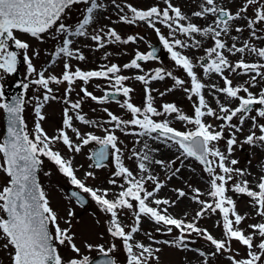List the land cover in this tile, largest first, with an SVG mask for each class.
<instances>
[{"label": "rangeland", "instance_id": "1", "mask_svg": "<svg viewBox=\"0 0 264 264\" xmlns=\"http://www.w3.org/2000/svg\"><path fill=\"white\" fill-rule=\"evenodd\" d=\"M97 3L103 4L95 11L92 22L86 26L85 31L87 34L85 36L66 37L64 33L58 32L57 29L60 24H64L70 31H75L78 24L86 15V7L90 6V3L87 5L85 3L71 5L62 14L61 19L57 21L56 25L49 29L48 32L41 34L40 39L33 38L29 34L15 33L19 39L29 44L30 47L26 50V54L30 57L36 71L31 74L28 73L27 63L23 59L25 50L16 49L10 43L9 50L15 51L18 54L16 71L11 74L0 71V90L3 92L12 90L14 83L17 81V75L21 77L22 85H29L27 89H24L23 118L25 132L29 134L30 138H34L35 136V124L38 120L35 108L38 103L43 104L41 111L44 119L39 122L48 137L58 136L59 132L63 130L67 133L74 145L81 143L71 128H65L63 124L66 108H68V115L72 117V127L81 131V136L91 133L103 137L106 135V128L112 130L118 138V147L121 149V161L133 173V177L140 179L143 176L144 189L154 192V197L156 195L158 199H167L170 202H174L170 203V205L157 206L151 203L153 197H150L146 201L150 206L159 207L160 209L167 208V214L174 218L182 219L186 223L194 222L197 227L206 229L214 238L224 239L223 220L219 211L216 213L208 212L200 218L196 217V213L200 210L201 206L191 198L194 195L193 189L200 190L202 193L200 196L201 200L211 201V198L207 195L210 177L203 170L204 166L194 158L181 156L178 145H175L172 141L165 142L163 138L153 139L152 137H155L156 133H152L151 137L148 135H138L142 130L132 125H121V128L125 129L121 131L120 128L115 127L114 122H111L108 115L111 112L121 120H131L133 118L132 114L126 107H122V104L127 101L143 109L146 107L147 96L150 94L152 96V105L159 112H163L162 106L164 104H174L179 110V114L194 118V105L198 104V97L192 95L190 92L191 78L181 66L175 63L171 58V53L166 48H164L166 56L163 60L138 61L141 65L140 69L124 68V65L129 64L136 57L137 53L145 54L151 44H157L161 41V35L172 44H174L176 39H179L186 45L184 47L174 46L173 50L180 52L181 55L187 56L192 61L194 65L193 71L196 73L197 79L205 85L202 89L205 101L208 105H213V110L217 114L223 115L219 111L220 105L229 108L237 107L239 105L237 99H230L223 93L216 92L212 88L213 85L216 88H223L225 86L223 78L216 73H204L202 65L210 63L206 50L214 46L212 35L204 36L200 33H193L189 36L182 34L178 30H174L175 24L170 29L165 23L159 22L156 18H153L155 27H150L147 21L137 20L134 23H127L121 19V17L132 18L133 14L129 6L135 7L138 10H148L155 6L163 11L167 8L168 3L179 8L181 13L187 17L186 20L180 21V24L185 26L188 23H192L201 29L213 27L216 30H220L215 23L216 17L212 14H207L203 17L193 15V13L201 11V5L204 4V0H97ZM216 3L231 13H235L244 6L246 0H216ZM255 12L256 6H249L247 12L241 14L240 19L229 22L230 29L228 33L224 34L222 32L219 37L226 44V48L221 51L231 65H235L240 60L246 63L264 64V58L259 57L247 49L244 53L235 54L228 51V48H231L234 43L237 44V47H241L245 42H248L258 49L264 48V22L255 25L256 37L252 36V29H249L247 26L248 20L255 18ZM169 14L170 16H174V13L171 11ZM237 28H241L243 31L237 32ZM156 29H159V35ZM109 30H114L121 37V41H115L114 38L108 36ZM93 35H100L101 41L97 42L92 40L91 37ZM128 37H134L135 39L134 41L123 43ZM65 38L72 40L69 48L74 52V55L73 57H67L61 54L56 57V50L63 46V40ZM197 41L199 42V46L194 47L193 45ZM100 43H103V47L100 46ZM78 54H82L85 59H77L76 55ZM205 57L208 61L206 64H202V58ZM65 63L70 65V71L72 72H75L76 69L85 72L101 71L111 65H117L120 71L116 74H110V79L92 78L87 84L76 79L70 86L71 91L67 92V94L66 89L69 88L67 82H61L59 84L50 82L49 87L52 89L50 96L56 98L44 102L43 96L46 90L39 85L33 84L32 81L38 79L37 73L40 72L44 73L45 78L55 75L62 80ZM157 69L162 70L161 74L164 75L163 80L151 79V76L155 74ZM169 72L172 74L171 76L167 75ZM115 75L128 77L122 83L125 87L132 89L129 96L125 97L123 95L119 102L106 101L104 103H98L97 101H93L91 97L83 95L84 92L81 89L86 88L92 95L98 98L103 97L109 90L115 89ZM137 75H144L149 82L145 84L142 81L136 80L135 77ZM252 75L255 74H242L241 70L231 72L229 69H225L223 72V77L231 80L234 87H248L249 92L254 95H259L261 91H264V78L257 77L253 86L250 82ZM173 77L184 81V83L177 85ZM185 89H189V91H185ZM239 95L246 97L247 93L241 92ZM189 96H191V99H189ZM66 100L68 103L65 102ZM217 100H219V104ZM78 101L80 108L71 109L70 104ZM0 102H3V99H0ZM257 109L258 106L256 105L247 114L248 118L245 119L242 125V131L235 133L237 144L233 146V152L228 157L229 161L232 159L238 161L236 165L229 164L228 166L242 169L246 173L244 176H238L233 173V179L226 185L229 189L226 195L234 200L237 213L246 217L238 226L243 230L245 235L252 234V229L249 228V225L264 223V217L256 214V208L253 207L251 198L244 194H237L231 189L235 183H239L242 180L249 182L247 177L252 175V171L256 167L259 169V178L264 176V144L256 143L255 145H249L242 143L250 134V130H252L253 122L251 117L257 116ZM77 114L83 115L86 120L94 123H82L76 118ZM177 115L178 113H171L152 116L151 118L157 122L166 120L171 127L179 131L195 129L194 124L177 119ZM203 121L205 124H211L216 131H220V125L225 123L215 117L209 116L203 117ZM257 122L258 124H264V117L257 116ZM231 124L240 126L239 114L237 117H233ZM255 131L256 135L259 136V130L256 129ZM4 132V110L0 109V143H3ZM232 132L233 129L225 125L223 129L224 138L215 142V146L226 155V142ZM142 138H145V141L148 139L151 142L145 143L147 144V148H145ZM154 142L156 143L154 148L157 146L161 149L167 148L174 151V155L165 160L163 164H159L154 168L150 165L148 166L146 160H144L143 162L148 170L141 173L138 167L141 162V157L145 153L147 154L148 149ZM97 145V143L91 142L88 145H83L79 152H75L70 151L63 144L62 140H54L50 144V148L53 151L59 152L65 160L71 161L75 175L87 187L93 190H100L99 194H103V191L107 190L106 198L112 200L110 197H113L114 200L122 190L121 185L127 188L128 184L125 177L114 176L116 166L112 149L110 161L105 166L100 168L93 167L90 157L93 148ZM39 159L41 160L39 172L40 187L49 201V206L57 216V224L61 229L69 230V233L73 237V242L80 249V253L77 255V253L71 250L67 242L64 245H59L54 242L64 264H67L70 259L82 258L83 256H88L90 260L93 259L100 254L96 248L99 245H102L106 250L110 249L112 245H115L114 251H111L109 255L114 258L116 264H127L128 254L124 249L122 239L112 237L108 231L111 227V214L103 211L101 206L92 199L89 193H84L74 186L70 182V179L59 171L58 166L53 161L45 156H40ZM3 164L4 157L0 153V165ZM90 165L92 166L90 167ZM176 169H179V171L176 172ZM89 172L93 175L88 176L87 173ZM216 172L219 173L218 168ZM149 175L155 177V182L147 179ZM259 178L257 179V184ZM110 180H115L116 183H109ZM157 182L163 185L159 191H155V184ZM9 183L10 178L7 173L0 169V191L4 187L9 186ZM68 188L81 191L90 200L89 205L86 208L81 207L68 194ZM177 189L183 190L187 195L185 197H178ZM253 190L258 191V188ZM132 203L134 205L133 209L125 208L117 210L118 220L126 232H129L131 227L135 225L137 202L132 201ZM70 211L73 213L71 216L69 215ZM0 218L6 219V213L2 210H0ZM49 228L51 234L54 236L55 226L50 224ZM158 228L160 229L159 231H157ZM179 235V230L173 228L172 232L168 233L165 226L157 225L150 218L141 216L139 231L132 234L133 238L129 243L133 245V252L137 255L141 252L139 248L135 247L137 243L150 246L153 250L160 249L159 253H156L159 259L149 258L148 264H204L205 259H207V264H232L229 257H235L237 260L246 258V247L235 240L231 241V251L217 253L216 255H211L215 251L214 246L196 233H191V235L186 234L187 248H177L163 243V241H173ZM260 239L261 237H259L258 233L254 235V245L258 244ZM157 241L160 243H157ZM5 243L6 240L0 239V264H11L10 253L12 249H5L3 247ZM87 245H92V250H89ZM197 250L203 251L208 255L201 257ZM253 251L258 252L259 249L254 247ZM262 262H264V257H262Z\"/></svg>", "mask_w": 264, "mask_h": 264}, {"label": "snow or ice", "instance_id": "2", "mask_svg": "<svg viewBox=\"0 0 264 264\" xmlns=\"http://www.w3.org/2000/svg\"><path fill=\"white\" fill-rule=\"evenodd\" d=\"M77 3H90V6L86 7V15L82 21L78 24L75 31H70L64 24H60L57 29L58 32L64 33L68 36H85L86 26H88L93 20V13L95 10L101 7L97 3V0H0V71L5 73H14L17 65V52L9 50V44L14 45L16 49L25 50L23 57L27 63V71L29 74L34 73L36 69L33 67L30 57L26 54V50L30 47L27 42L19 39L15 33L29 34L33 38L40 39L41 34L48 32L57 21L61 19L63 13L71 5ZM249 6H256L255 18L249 19L247 26L252 29V36L256 37L255 25L264 22V0H246V3L237 12L231 13L224 7L217 5L216 0H204V4L201 5V11L193 13L197 17H203L207 14H212L216 17L215 23L220 30H216L213 27H207L201 29L195 24L188 23L186 26L180 24V21L187 19L181 13V10L168 3L167 8L161 11L158 7H151L148 10H138L135 7H131L130 11L133 14L132 18L121 17L127 23H134L137 20L147 21L150 27H155L153 18H156L161 23H165L170 29L175 24V29L182 34L191 36L193 33H200L204 36L212 35L214 40V46L207 49V56L210 59V63L202 65L204 73H216L219 74L223 80L225 86L223 88H216L212 86L216 92L223 93L230 99H237L239 105L235 108H229L224 105H220V113L217 114L205 101V97L202 94V89L205 87L196 76L193 71L192 61L180 52L174 51V46L184 47L181 40L176 39L174 44L170 43L164 36H160V40L163 42L164 47L171 53V58L175 63L181 66L187 75L191 78L192 95L198 97V104L194 105L195 116L190 118L187 115L179 114V110L174 104H164L162 106L163 112H159L152 105V96L148 94L146 107L141 109L134 106L132 103L125 101L122 107H126L132 114V119L128 121L121 120L111 112L108 113L111 122H114L116 128H121V125H132L139 127L142 131L138 135H148L151 137L152 133H156L153 139L163 138L165 142L172 141L175 145H178V149L181 152V156L185 158H194L201 165L203 170L210 177L209 179V191L207 195L211 198V201L201 200L202 193L199 189H193L194 195L192 200L198 203L201 207L196 213V217L200 218L206 215L208 212L219 213L222 215L223 220V236L224 239H216L206 229H200L194 222H185L182 219L174 218L167 214V208L160 209L159 207H152L146 201L150 197H153L151 203L157 206L170 205L167 199H155L154 192L146 191L144 189V177L135 179L133 173L124 166L121 161V149L118 147V138L114 132L110 129H105L106 135L99 137L91 133L84 134L72 127V117L68 115V108L65 109L63 124L65 128H71L76 134V137L81 141L79 144H73L67 133L63 130L59 132L58 136L48 137L44 133L39 121L44 119L42 115L43 104L38 103L35 108L36 116L38 120L35 124V136L30 138L29 134L24 131L21 113L23 111L24 100L22 98H14L11 103L0 102V109L4 110L8 114V128L7 138L3 143H0V153L3 154L4 164L0 165V169L5 171L10 178L9 186L3 188L0 191V210L6 213L7 218H0V239L6 240L3 245L5 249L11 248L10 253L11 264H64V261L57 251V247L54 242L59 245H64L66 242L70 246L71 250L77 255L80 253V249L73 242V237L69 233L68 229H61L57 224V216L52 208L49 206L44 191L40 188L37 182L36 172L41 163L40 156H45L53 161L59 168V171L70 179V182L79 188L84 193H89L92 199L101 206L102 210L111 214V227L108 229L110 235L114 238H120L123 241L124 249L128 254L127 264H148L149 258L158 260L159 257L156 253H159L160 249L153 250L150 246L137 243L136 248L141 250L137 255L133 252V245L129 243L132 240V234L139 231V224L141 216L150 218L155 224L163 225L168 233H171L173 228L179 230L180 235L173 241H163L164 244L175 246L177 248H187L186 239L187 235L196 233L202 236L212 246L215 251L211 255H216L221 252L231 251V241H238L241 245L247 249L246 258L235 259V257H229L232 264H264L262 257H264V223L249 225L252 229V234L245 235L243 230L238 226L246 218L237 213L235 208V202L231 197L226 195L229 190L226 185L233 179V173L238 176L246 175L245 171L238 168L228 166L236 165L237 160H228V157L233 152V146L237 144L236 132L242 131V125L248 113L253 110V106H264V91H261L259 95H254L249 92L248 87L233 86L232 81L223 77L225 69H229L231 72H237L241 70L242 74L254 73L250 77V82L253 84L257 77L264 78V64L259 63H246L243 60L238 61L235 65H231L228 59L223 55L222 51L226 48V44L219 39L222 32L227 34L230 29L231 21H235L241 18V14L247 12ZM174 13V16H170L169 12ZM162 18V19H161ZM171 21V23H170ZM159 35V29H156ZM237 32L243 31L241 28L236 29ZM108 36L115 39V41H121V37L114 31L109 30ZM92 40L100 42V35H93ZM134 37H128L123 43L134 41ZM72 44V40L65 38L63 40V46L56 50V57L61 54L67 57H73L74 52L70 50L69 46ZM103 47V43H100ZM199 46V42H195L194 45ZM246 49L261 58H264V48H255L248 42H245L243 46L237 47L235 44L228 48V51L232 54L244 53ZM78 52V50H77ZM214 56V58H213ZM79 60L85 59L82 54L76 55ZM155 58L154 52H149L147 55L137 53L136 57L129 63L125 64L124 68L140 69L141 65L138 61H148ZM203 59V58H202ZM65 71L62 74V80L52 75L45 78L44 73H37L38 79L32 81L33 84L41 86L46 90L43 101L47 102L49 99H55L56 97L50 96L52 89L49 87L50 82L59 84L61 82H67L69 88L67 92L71 91V85L74 80L78 79L87 84L92 78H111L110 74H116L120 71L117 65H111L105 70L101 71H81L76 69L75 72L70 71V65L64 64ZM162 70L157 69L155 74L151 76L152 80H163L164 75L161 74ZM239 74V73H238ZM168 76L172 74L167 73ZM128 77L115 75V92L121 93L127 97L132 91L131 88L125 87L123 81ZM136 80L142 81L145 84L149 82L144 75H137ZM177 85H182L184 81L176 79ZM22 87L27 89L28 84H23ZM85 96L91 97L93 101L98 103H104L108 100L109 94L106 93L103 97H96L87 91L86 88L81 89ZM189 91V89H185ZM241 92L247 93V96L239 95ZM4 92L0 90V99H3ZM191 99V96H189ZM68 103V101H65ZM219 104V100H217ZM71 109H79V101L70 104ZM107 111V110H105ZM178 113L177 119L186 121L189 124H194L195 129L190 131H179L169 125L165 120L163 122L154 121L152 116H159L164 114ZM239 114L240 126L231 124L233 117H237ZM142 116V118H140ZM215 117L218 120L224 121V124L220 125V131L213 129L211 124H205L203 117ZM257 116L264 117V107L257 109ZM257 116L251 117L252 130L250 134L243 140L242 143L249 145H255L256 143L264 144V124H258ZM76 118L84 124L94 123L85 119L83 115L77 114ZM227 125L233 129L230 138L227 139V155L219 150L215 146V142L224 138L223 129ZM256 129L259 130L260 135H256ZM54 140H62L63 144L68 147L70 151L79 152L83 145H88L91 142H95L101 147L98 151L93 153L90 159H95V167H102V161L106 160L109 156V147L113 150L112 155L115 160L116 171L114 176L125 177L128 184L127 188L121 185L122 190L119 192L114 200L107 199V190L103 191V194H99L100 190H93L87 187L74 173L70 160H65L59 152L53 151L50 148V144ZM147 148V144H145ZM135 155V153H134ZM211 158V159H210ZM144 160H150V157L145 153L141 157V162L138 167L141 173L146 172L148 169L143 162ZM157 164H163V161H155ZM92 165H90L91 167ZM219 169V173L216 169ZM176 172L179 169L175 170ZM175 175V173H173ZM88 176H92L91 172L87 173ZM148 180L155 182V177L149 175ZM109 183L115 184V180H110ZM163 187L162 184H155V191ZM257 190L249 188L248 181L242 180L239 183H235L232 186V191L237 194H244L251 198L253 207L256 208V214L264 217V176L259 178V182L256 185ZM178 197H185L187 193L183 190H176ZM143 193V195H141ZM73 197L77 198V201L83 203L81 197L76 192L72 193ZM132 201L137 202V210L135 212V225L131 227L129 232L125 231V228L118 220L119 209H133L134 205ZM73 213L70 211L69 215ZM55 226V235L53 236L49 231V225ZM160 229L158 228L157 231ZM258 233L261 237L260 242L256 245L253 243L254 235ZM187 234V235H186ZM157 243H160L157 241ZM258 248L259 251H253V248ZM89 250H92V245H87ZM97 250L106 259L97 261L96 264H115V261L107 258L109 253L114 251L115 245H112L110 249H105L102 245L96 246ZM201 257H206L203 251L197 250ZM67 264H93L88 256L82 258L70 259ZM204 264H207V259L204 260Z\"/></svg>", "mask_w": 264, "mask_h": 264}, {"label": "water", "instance_id": "3", "mask_svg": "<svg viewBox=\"0 0 264 264\" xmlns=\"http://www.w3.org/2000/svg\"><path fill=\"white\" fill-rule=\"evenodd\" d=\"M162 47H163V44L162 43H158L156 45L152 44V45H150V50L146 54H144V55H147L149 52H154L155 53V58L154 59L162 60L163 59V56L161 55ZM154 59H151V60H154ZM148 61H150V60H148ZM107 93L109 94V98H108L107 101H120L122 99V97H123L122 92L121 93H116L115 90H109ZM24 97H25V91H24V88L22 87L21 77L19 75H17V81L14 83L13 89L10 90V91H4L3 102H9V103H11L14 98H22L24 100ZM23 106H24V104H23ZM254 107H255V105L253 106V108ZM259 107H262V106H258V108ZM21 116H22V119H23V111L21 113ZM23 121H24V119H23ZM4 125H5V134H4V141H5V139L7 138V128H8V114L6 112H5V117H4ZM22 127L24 129V124H23ZM24 131H25V129H24ZM100 147L101 146L98 145V146H96L92 150L91 157L93 156V153L94 152H96V151L99 150ZM108 151H109V156H108V158L106 160L102 161V165L103 166L106 165L109 162V160H110V157H111V148L110 147H109ZM92 161H93V167L94 168H97V167H95V159L94 158H92ZM40 168H41V165L38 166L37 172H36V177H37V182L38 183H39V172H40ZM39 185H40V183H39ZM67 192L69 193V195L81 207L86 208L89 205L90 200L82 192H80L79 190H76L74 188H68L67 189ZM73 192H76L78 194V196L82 198L83 203L78 202L77 201V198L72 196V193ZM6 218H7V215H6ZM49 231H50V228H49ZM107 258H110V259L114 260V258L112 256H110V255ZM103 259H106V257H104L100 253L96 257H94L93 259H91V260L93 261V264H96L97 261H100V260H103ZM115 264H116V262H115Z\"/></svg>", "mask_w": 264, "mask_h": 264}, {"label": "bare ground", "instance_id": "4", "mask_svg": "<svg viewBox=\"0 0 264 264\" xmlns=\"http://www.w3.org/2000/svg\"><path fill=\"white\" fill-rule=\"evenodd\" d=\"M98 4L101 5L103 3H98ZM95 11H94V13H95ZM94 13H93V16L95 15ZM235 45H237V44H235ZM208 106H210L213 109V105L212 104H209ZM79 132L82 134L81 131H79ZM144 139L142 138L143 144H145V143H151V142L148 141V139H147V141H145ZM155 145H156V143L154 142L152 144V146H150V148L148 149L147 154L150 157V160H146V164L148 166L150 165L153 168L159 165V164L155 163V161L160 160V161H163L164 162L169 157H171V156L174 155V151L169 150L167 148L166 149H161V148H159V146H157L156 148H154ZM258 178H259V169H258V167H256L252 171V175L249 176V177H247V179L249 180L248 185H249V187L251 189H256L257 188L256 185H257V179ZM110 198L113 200V197H110ZM154 198L155 199H158V197L156 195H155Z\"/></svg>", "mask_w": 264, "mask_h": 264}, {"label": "flooded vegetation", "instance_id": "5", "mask_svg": "<svg viewBox=\"0 0 264 264\" xmlns=\"http://www.w3.org/2000/svg\"><path fill=\"white\" fill-rule=\"evenodd\" d=\"M207 61H208V59L205 57V58H203L202 59V64H206L207 63Z\"/></svg>", "mask_w": 264, "mask_h": 264}]
</instances>
